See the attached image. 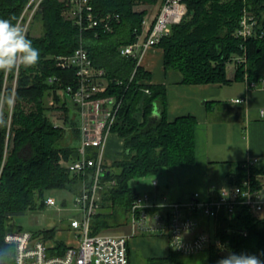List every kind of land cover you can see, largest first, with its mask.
Instances as JSON below:
<instances>
[{"label":"trees","instance_id":"16d2710c","mask_svg":"<svg viewBox=\"0 0 264 264\" xmlns=\"http://www.w3.org/2000/svg\"><path fill=\"white\" fill-rule=\"evenodd\" d=\"M30 1L0 0V18L19 23ZM160 1L163 0H91L97 15L119 14L120 21L109 33L92 29L81 33L63 15L65 4L60 0H42L35 11L33 18L41 22L42 34L34 36L28 29L26 35L40 50L39 63L21 66L11 73L0 72V95L15 94L14 105L9 108L5 104L0 110L4 121L0 124V264H14L15 248L5 242V233L15 216L43 209L47 191L80 192L81 176L60 164L62 159L74 161L79 156L78 113L65 95L67 86H76L78 80L74 69L58 68L54 57L72 54L83 45L93 62L106 71L110 82L105 95L122 99L112 132L124 140V149L105 174L104 180H114L115 184L101 193V208L106 212L93 217L92 234L131 224L132 207L139 193L130 186V180L153 176L165 167L196 162L197 119L188 115L169 121L166 87L145 83L151 79L150 73L137 65L135 58L122 56L119 51L135 43L142 33L147 11L136 7ZM183 1L188 7L187 15L158 44L164 52L165 70L180 72L185 84L227 83V63L243 55L244 45L247 68L244 64L237 66L235 78L243 80L247 72L249 80L259 82L264 77V0ZM245 10L257 19L261 38L243 42L235 37ZM53 76L57 80L49 83ZM51 98L57 107L49 106ZM55 108L63 110L69 130L49 118L48 112ZM156 108L160 111L158 119L153 118ZM233 172L232 184L246 176L239 164L233 166ZM252 173L264 175V165L254 167ZM254 186L261 188L259 181ZM199 220L210 232L215 227L214 236L228 243L230 253L257 255L264 260V218L247 206H239L232 220L225 212L217 220ZM55 233L52 228L34 235L52 239ZM57 245L64 247L61 241ZM203 252L205 256H201L202 252L187 256L171 249L165 257L149 258L147 264H217L228 256L214 245Z\"/></svg>","mask_w":264,"mask_h":264},{"label":"built area","instance_id":"2783aa9c","mask_svg":"<svg viewBox=\"0 0 264 264\" xmlns=\"http://www.w3.org/2000/svg\"><path fill=\"white\" fill-rule=\"evenodd\" d=\"M61 1L65 4L63 15L72 20L81 33L90 29L97 32H113L116 23L120 21L117 13L97 15L91 0ZM41 2L42 0H31L25 8L19 23L24 25L26 31ZM187 13L188 7L183 0H163L146 40L139 43L138 37L135 43L122 46L120 54L135 58L139 65L143 54L150 47L158 46L161 38L169 35L172 26L179 24ZM257 25L255 16L245 10L234 35L243 42L251 38H261L263 33L258 31ZM242 49L243 55H236L233 60L237 66L244 64L246 69V47L242 45ZM54 59L58 68L74 69L78 80L76 86H67L65 95L66 100L76 108L79 117V156L74 161L62 159L60 164L70 172L85 178L79 194L74 199L75 214L67 219L65 231L71 240L63 242L64 247L59 248L57 242L45 239L42 235L35 236L26 230H8L5 233V242L15 248L14 264H130L128 242L137 234L165 235L171 241V249L182 255L203 252L210 245L216 246L221 254L229 255L228 243L212 236L209 230L204 229L199 219L206 217L217 220L220 214L225 212L228 219L232 220L236 217V210L243 205L255 215L264 210V193L261 188L254 186V182H260L264 175L252 173L254 167L261 166L259 158H250L243 162L246 176L240 183L212 188L208 190L205 199L196 192L186 204L172 203L162 207L169 211L151 212L149 195L139 194L132 207L130 235L103 232L92 234L93 217L100 209L101 193L107 186L115 184L114 180H104L111 165L107 162L106 151L122 99L105 95L110 82L106 71L93 62L83 45L72 54L59 55ZM56 80L57 77L53 76L49 77L48 82L54 83ZM244 81L248 90L264 88V77L259 82L251 81L246 72ZM146 93L149 94L150 91L147 89ZM49 106H57L52 98L49 100ZM44 203L47 206H57L54 197L45 198ZM57 208L59 211L63 210L60 206Z\"/></svg>","mask_w":264,"mask_h":264},{"label":"crops","instance_id":"0c3cea01","mask_svg":"<svg viewBox=\"0 0 264 264\" xmlns=\"http://www.w3.org/2000/svg\"><path fill=\"white\" fill-rule=\"evenodd\" d=\"M161 4L162 1L140 7L147 14L139 43L146 40ZM230 62L233 65L227 68V83L191 85L183 83L180 72L165 70L162 48L150 47L141 57L139 66L151 75V79L145 80V83L164 85L167 89L168 120L188 115L197 119V159L194 164L165 167L153 176L135 178L129 182L139 194L149 195L151 212L172 203L186 204L196 192L202 198H207L208 190L218 187L210 179L214 170L226 178L225 185H230L234 165H242L250 158H259L261 165H264V88L248 90L244 79L235 78V61ZM237 99L241 101L237 102ZM153 118H160L159 108L155 109ZM123 149L124 140L112 133L106 151L107 162L112 164ZM260 183L264 193V178L260 179ZM256 216L264 218V210ZM129 229L123 235L132 233L131 224ZM170 250L171 241L165 235L137 234L128 242L130 264L134 263L137 251H142L147 258H153L165 257Z\"/></svg>","mask_w":264,"mask_h":264},{"label":"rangeland","instance_id":"374dc122","mask_svg":"<svg viewBox=\"0 0 264 264\" xmlns=\"http://www.w3.org/2000/svg\"><path fill=\"white\" fill-rule=\"evenodd\" d=\"M141 6L142 5H138L136 7V10L141 11L140 10ZM21 26L24 27V25H21ZM28 29L31 31L32 35L34 36L36 35L40 36L43 30L41 22L34 18ZM232 65L233 64L229 62V64L226 66V73H227V68L229 69L230 67L232 68ZM28 107L29 106H27V108ZM72 112L75 113V110L73 109ZM48 116L54 124H58L62 127H65L66 130H69L68 126L64 123L63 110H61L60 108L52 109L48 112ZM78 129H79V124H78ZM83 178L85 177H81L80 188L82 185ZM210 179L212 180L211 181L212 184L216 186H224L226 184V178L222 175L221 172H217V170L213 171V175L211 176ZM75 196L76 195L74 193H72L71 191L67 189L47 191L45 194V198L54 197L57 200V206H60L63 210L59 211L57 206L52 207V206L46 205L43 209H39L36 211H29L25 215L15 216L13 220L11 221L9 230H16L18 227H22L24 230L34 233L40 230L54 228L56 230V233H55L54 238H52L51 240L55 242L61 241V242L67 243L68 241L71 240V238L68 235V233H66L65 229H66L67 219L73 217L75 214V207H74ZM64 202H66V205H63ZM103 211L106 212V210H103L101 208V203H100V209L97 214L103 213ZM121 214L122 213L119 214V217H120V220L122 221L123 216H121ZM129 230H130L129 226L127 225V226L114 227V228L104 231L103 233L120 235V234L128 233ZM214 231H215V227L213 226L211 227L212 236L215 235ZM205 255H206V252H202L201 256H205ZM148 259L149 258H147V256L143 254L142 251H137L133 259L134 260L133 264H147Z\"/></svg>","mask_w":264,"mask_h":264},{"label":"clouds","instance_id":"9594fccd","mask_svg":"<svg viewBox=\"0 0 264 264\" xmlns=\"http://www.w3.org/2000/svg\"><path fill=\"white\" fill-rule=\"evenodd\" d=\"M40 50L33 47L27 38L26 30L20 23L0 18V72L11 73L23 67H34L40 61ZM15 103V94L0 95V110L6 104L11 108ZM3 118L0 114V124ZM217 264H264L257 255L230 253Z\"/></svg>","mask_w":264,"mask_h":264}]
</instances>
